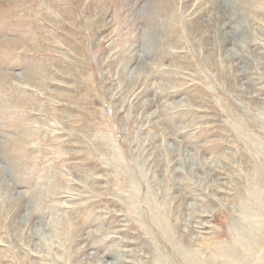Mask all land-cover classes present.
Returning a JSON list of instances; mask_svg holds the SVG:
<instances>
[{
    "label": "rangeland",
    "instance_id": "374dc122",
    "mask_svg": "<svg viewBox=\"0 0 264 264\" xmlns=\"http://www.w3.org/2000/svg\"><path fill=\"white\" fill-rule=\"evenodd\" d=\"M0 264H264V0H0Z\"/></svg>",
    "mask_w": 264,
    "mask_h": 264
},
{
    "label": "bare ground",
    "instance_id": "6f19581e",
    "mask_svg": "<svg viewBox=\"0 0 264 264\" xmlns=\"http://www.w3.org/2000/svg\"><path fill=\"white\" fill-rule=\"evenodd\" d=\"M163 33V32H162ZM164 45V44H163ZM160 46V45H159ZM166 50V49H165ZM159 63V62H158ZM11 76V75H10ZM129 76V75H128ZM146 83V82H145ZM165 86V85H164ZM167 88V87H166ZM18 157V156H17ZM19 158V157H18ZM16 167V166H15ZM39 230V229H38Z\"/></svg>",
    "mask_w": 264,
    "mask_h": 264
}]
</instances>
